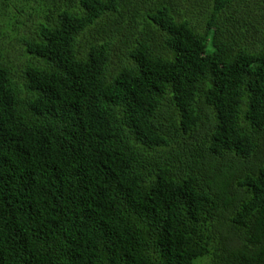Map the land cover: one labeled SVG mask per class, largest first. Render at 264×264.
Instances as JSON below:
<instances>
[{"label": "trees", "instance_id": "16d2710c", "mask_svg": "<svg viewBox=\"0 0 264 264\" xmlns=\"http://www.w3.org/2000/svg\"><path fill=\"white\" fill-rule=\"evenodd\" d=\"M0 10V264H264V0Z\"/></svg>", "mask_w": 264, "mask_h": 264}, {"label": "rangeland", "instance_id": "374dc122", "mask_svg": "<svg viewBox=\"0 0 264 264\" xmlns=\"http://www.w3.org/2000/svg\"><path fill=\"white\" fill-rule=\"evenodd\" d=\"M0 5H1V0H0ZM0 11H2V10H0ZM7 11V10H6ZM5 13V12H4ZM18 13H17V11L15 10V9H12L11 10V12H10V15L11 16H14V15H17ZM21 46H22V44H20Z\"/></svg>", "mask_w": 264, "mask_h": 264}]
</instances>
